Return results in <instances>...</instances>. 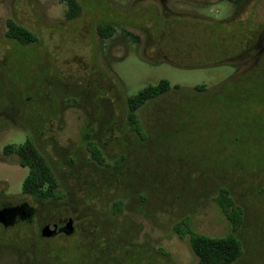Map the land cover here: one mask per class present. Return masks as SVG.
Instances as JSON below:
<instances>
[{
  "label": "rangeland",
  "instance_id": "374dc122",
  "mask_svg": "<svg viewBox=\"0 0 264 264\" xmlns=\"http://www.w3.org/2000/svg\"><path fill=\"white\" fill-rule=\"evenodd\" d=\"M77 1L70 20L59 0H0V207L28 203L51 221L75 206L88 223L38 250L42 219L0 226V264H31L30 254L36 264H196L178 223L235 234L244 251L235 264H264V0ZM10 20L37 41L9 37ZM162 80L179 89L131 123L128 99ZM30 134L70 198L23 193L28 171L4 149ZM89 148L106 160L92 163ZM221 187L243 210L237 232Z\"/></svg>",
  "mask_w": 264,
  "mask_h": 264
},
{
  "label": "trees",
  "instance_id": "16d2710c",
  "mask_svg": "<svg viewBox=\"0 0 264 264\" xmlns=\"http://www.w3.org/2000/svg\"><path fill=\"white\" fill-rule=\"evenodd\" d=\"M59 1L67 3L69 8L68 19H75L81 14V5L77 0ZM9 25V37L17 39L25 45L37 41V37L25 27L18 26L13 21H9ZM98 33L101 37L110 38L114 34V29L110 25H100ZM128 34L131 35L132 33L128 31ZM173 89L178 90L179 86H172L169 81L162 80L157 85L148 86L135 96L130 97L128 99L129 121L137 124V111L140 108L145 106L148 101L159 98ZM195 89L203 90V87H196ZM89 151L101 164L104 162L95 149L90 150L89 148ZM6 153H16L20 158L21 166L29 167L30 175L23 185L26 193L37 196L42 200H48L54 195L58 183L52 178L50 169L31 140L21 146L11 145L6 147ZM45 187H47L46 191H44ZM216 199L226 215L235 214L236 220H233L232 228L233 232H237L243 223L242 208L235 203L229 189L226 187H221L218 190ZM174 229L181 240L188 237L191 250L197 257L196 264H235L243 255V245L235 234H230L224 238H212L190 230L183 223H178Z\"/></svg>",
  "mask_w": 264,
  "mask_h": 264
},
{
  "label": "flooded vegetation",
  "instance_id": "af4514ba",
  "mask_svg": "<svg viewBox=\"0 0 264 264\" xmlns=\"http://www.w3.org/2000/svg\"><path fill=\"white\" fill-rule=\"evenodd\" d=\"M227 1L237 2L238 0H227ZM244 1L245 0H243V2ZM10 21H13L16 24V22L14 20H10ZM39 133H41V132H39ZM30 135L33 136V134H30ZM31 137H28V138H30V140L33 142L34 146L36 147V149L38 150V152L40 153V155L43 157V159L45 161V164L48 166V168L51 171L52 178L55 181H57L58 185H57L56 189L54 190V195H52V197L50 199H48V200H42V199H40L37 196H34L32 194L26 193L25 190H24V188H23V193L26 194V195L32 196L37 201L42 202V203H44V202L46 203V202H49V201L61 202V201H64L65 199H67V197L70 198V196L67 195L66 192L61 188L62 187V185H61V178H60L59 174L57 173V168L55 167L56 164L51 160V158H49V156L47 155V153H45L42 149H40L38 147V142H37L36 137L35 136H33L32 138ZM28 140H26L22 144L13 145V146H21V145L25 144ZM56 143H54L55 144L54 145V149H55ZM8 146H11V145H8ZM8 146H6V147H8ZM4 150H5V154H6V148ZM86 153L87 154L89 153V156L87 157L88 160H90L92 163L93 162L94 163L97 162L98 164L101 165V162L99 160H97L93 156L92 152H90L89 149H87V152ZM9 154L10 155H16L18 157L19 165L23 169H27V171H28L27 177H28L30 175V169H29V167H23V166H21V164H20V158H19V156L16 153H9ZM101 159L102 160H106V158L104 156L101 157ZM61 160L70 161L71 164H74V161H76V160L78 161V158L76 157V158H74L72 160L71 157L70 158L68 157V158H61ZM62 163H64V162H62ZM62 163L61 164H57V165L58 166L60 165L62 167L64 165ZM27 177L25 178V180L27 179ZM46 190H47V187L44 188V191H46ZM1 206L2 207H0V211L9 210V211H12L13 212V215H14V220H13V223L12 224L5 225L3 223H0V226L4 230H6V231L11 230V229H13L15 227H18L19 225H22V226H24V227L27 228V227H29V225L33 226L32 225V222L35 219H36V221H37L38 218L42 219V222H41L42 226L38 229V231H37V228H35V233H36V235H38L36 237V239H35V241H36L35 242L36 243L35 246H36L37 250L40 249L42 247V245H43V244L42 245H39L38 244V241L39 240L42 241V243H44L43 242L44 240H51V239L54 240L55 238H62V239L63 238H67V239L68 238L69 239L70 238H74V237L78 236L79 233L83 234L85 225L86 226L88 225V223L86 222V220H83L82 222H80L79 221V218L77 216H75V213L76 212L79 213V214H83V213H80L77 210H73V208L75 206L70 207L69 209L67 208L65 214H63L64 216L62 214L61 215L60 214L59 215H57V214L53 215L52 218H54V219L51 220V221L44 220L46 218L42 215V213H39V211H37V209H36L37 207L34 208V207L30 206L28 203H22V204H17V205H11L9 203H4ZM60 213H62V212H60ZM80 226H81V228H80ZM22 229H24V228L23 227L20 228V230H21L20 232H23ZM46 234H50V236H47ZM34 249H33V253L36 252V250H34ZM30 256L31 257L29 259V262L31 264L33 262H34V264H36V259L34 260V255L30 254ZM20 260L22 261V259H20ZM24 262H25L24 264H26V262H27L26 259H25Z\"/></svg>",
  "mask_w": 264,
  "mask_h": 264
},
{
  "label": "water",
  "instance_id": "95a60500",
  "mask_svg": "<svg viewBox=\"0 0 264 264\" xmlns=\"http://www.w3.org/2000/svg\"><path fill=\"white\" fill-rule=\"evenodd\" d=\"M13 220H14V215L12 211L9 210L0 211V223L9 225L13 223ZM46 235L50 236V234H46Z\"/></svg>",
  "mask_w": 264,
  "mask_h": 264
}]
</instances>
